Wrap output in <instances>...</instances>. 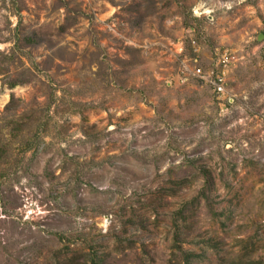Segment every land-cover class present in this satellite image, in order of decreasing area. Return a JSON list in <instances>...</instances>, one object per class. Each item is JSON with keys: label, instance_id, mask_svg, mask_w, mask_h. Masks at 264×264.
I'll return each instance as SVG.
<instances>
[{"label": "rangeland", "instance_id": "1", "mask_svg": "<svg viewBox=\"0 0 264 264\" xmlns=\"http://www.w3.org/2000/svg\"><path fill=\"white\" fill-rule=\"evenodd\" d=\"M240 240L264 263V0H0V264Z\"/></svg>", "mask_w": 264, "mask_h": 264}, {"label": "trees", "instance_id": "2", "mask_svg": "<svg viewBox=\"0 0 264 264\" xmlns=\"http://www.w3.org/2000/svg\"><path fill=\"white\" fill-rule=\"evenodd\" d=\"M184 181L181 182H173V184L177 185L178 187L183 184ZM171 190V189H170ZM207 191V190H206ZM165 194L167 196H173L176 195L178 190H175L174 192H170L169 188H166L164 190ZM205 196V190L202 189L201 193L198 197L192 199L190 202L186 203L184 206L185 208L191 207L193 209L197 208L200 205V199ZM182 212L181 219H184L185 216ZM133 219V218H132ZM247 240H240L239 243H241V247L237 255L233 256L232 258H228L229 262L228 264H264L262 261H255L252 260V252L249 251ZM179 251L181 252L182 259H180L177 264H195L194 259L198 258L197 254L190 253V252H184L182 251V248L180 246H177ZM228 261V260H227ZM59 264H99L98 258L96 256L92 255V257L89 256V254H86L84 252H75L71 251V254L69 257H66L62 262H58Z\"/></svg>", "mask_w": 264, "mask_h": 264}, {"label": "built area", "instance_id": "3", "mask_svg": "<svg viewBox=\"0 0 264 264\" xmlns=\"http://www.w3.org/2000/svg\"><path fill=\"white\" fill-rule=\"evenodd\" d=\"M233 59L231 58V55L224 54L221 59L220 63L223 67H227V65L230 63V61ZM194 75H196L198 78L205 79L204 74H202V70L200 68H196L194 71ZM207 79V78H206ZM211 85L215 88L216 92L219 94L224 93V84H225V73H218L213 79L209 80Z\"/></svg>", "mask_w": 264, "mask_h": 264}]
</instances>
